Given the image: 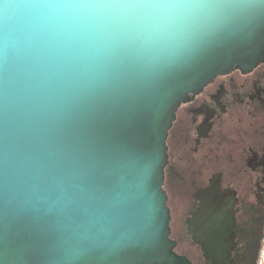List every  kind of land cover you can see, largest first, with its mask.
<instances>
[{
	"label": "water",
	"instance_id": "1",
	"mask_svg": "<svg viewBox=\"0 0 264 264\" xmlns=\"http://www.w3.org/2000/svg\"><path fill=\"white\" fill-rule=\"evenodd\" d=\"M14 0H0L3 3ZM43 23L53 6L15 0ZM162 56L71 88L43 78L23 31L0 24V264H177L162 190L176 107L264 59V0Z\"/></svg>",
	"mask_w": 264,
	"mask_h": 264
},
{
	"label": "flooded vegetation",
	"instance_id": "2",
	"mask_svg": "<svg viewBox=\"0 0 264 264\" xmlns=\"http://www.w3.org/2000/svg\"><path fill=\"white\" fill-rule=\"evenodd\" d=\"M174 113L162 190L177 264H264V59Z\"/></svg>",
	"mask_w": 264,
	"mask_h": 264
},
{
	"label": "clouds",
	"instance_id": "3",
	"mask_svg": "<svg viewBox=\"0 0 264 264\" xmlns=\"http://www.w3.org/2000/svg\"><path fill=\"white\" fill-rule=\"evenodd\" d=\"M36 7L15 0L3 3L0 24L6 33L23 31L33 47L38 75L60 77L76 89L181 47L199 30L239 15L247 5L240 0H166L125 10L63 4L53 6L61 14L48 23L27 11Z\"/></svg>",
	"mask_w": 264,
	"mask_h": 264
},
{
	"label": "snow or ice",
	"instance_id": "4",
	"mask_svg": "<svg viewBox=\"0 0 264 264\" xmlns=\"http://www.w3.org/2000/svg\"><path fill=\"white\" fill-rule=\"evenodd\" d=\"M166 0H91V5L107 6V7H120L122 9H130L139 5L158 4L164 3ZM124 14H132L130 11H125Z\"/></svg>",
	"mask_w": 264,
	"mask_h": 264
}]
</instances>
